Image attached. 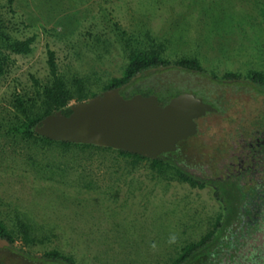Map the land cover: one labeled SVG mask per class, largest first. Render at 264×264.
Wrapping results in <instances>:
<instances>
[{
	"label": "rangeland",
	"instance_id": "374dc122",
	"mask_svg": "<svg viewBox=\"0 0 264 264\" xmlns=\"http://www.w3.org/2000/svg\"><path fill=\"white\" fill-rule=\"evenodd\" d=\"M0 26L11 38H35L28 53L4 48L0 219L16 234L12 245L0 246V262L47 264L32 256L58 249L75 264H166L200 239L221 212L210 187L113 148H64L15 136L16 97L35 96L36 79L49 81L50 49L70 85L81 78L96 93L122 76L128 43L158 49L170 61L195 57L204 72L162 69L123 95L155 92L136 87L156 84L158 97L191 91L216 107L197 120L198 134L180 150L219 172L229 133L264 114V94L247 77L264 71V0H0ZM20 220L31 224L35 241L25 243Z\"/></svg>",
	"mask_w": 264,
	"mask_h": 264
},
{
	"label": "trees",
	"instance_id": "16d2710c",
	"mask_svg": "<svg viewBox=\"0 0 264 264\" xmlns=\"http://www.w3.org/2000/svg\"><path fill=\"white\" fill-rule=\"evenodd\" d=\"M34 37L25 39H14L0 26V77L5 72L8 62V54L5 49L14 53H28L32 50ZM128 61L120 77L112 78L105 86V89L122 86L124 94L128 86L138 80L147 78L153 74L161 72L162 69L178 67L188 70L204 72L200 61L195 57H182L176 61H170L163 57L158 49H145L140 46L127 44ZM48 65L50 79L45 83L35 80L38 89L36 95L26 98L23 95L16 97V107L21 114L18 122L11 127L15 136L41 142L45 145H60L64 148H106L86 143H74L69 141H57L42 136L35 131L42 118L46 115L61 109L69 114L71 108L69 103L76 100H84L96 95V92H89L81 78H76L74 84L68 81L59 73V68L55 56V51H48ZM252 83L260 87V92L264 93V71L254 70L247 76ZM224 78H239L235 73H227ZM138 91L151 89L158 93L159 88L153 84L150 88L136 87ZM159 97L161 104L167 103L171 96L161 92ZM160 93V94H161ZM131 96V95H130ZM181 142L175 151L163 153L160 157L150 159L140 154L131 153L125 150H117L123 156L134 157L137 160L148 159L152 166L159 172L173 170L176 177L189 182L192 186L205 187L207 185L216 186V197L223 205V211L217 215L212 227L198 240L187 242L182 246L180 252L175 256L170 264H264V223L253 225L249 221L233 225L235 217L240 211L238 203V189L222 181L220 172L214 173L208 167H199L192 162L187 155L180 150ZM238 201V202H237ZM21 235L25 243L35 241V236L31 232V224L26 221H18ZM240 227V229H239ZM15 229L7 225L0 219V238L7 239L12 244L15 241ZM32 258L47 264H75L74 259L63 254L58 249L47 251L41 256L33 255Z\"/></svg>",
	"mask_w": 264,
	"mask_h": 264
},
{
	"label": "water",
	"instance_id": "95a60500",
	"mask_svg": "<svg viewBox=\"0 0 264 264\" xmlns=\"http://www.w3.org/2000/svg\"><path fill=\"white\" fill-rule=\"evenodd\" d=\"M123 87L73 101L69 114L56 110L42 118L35 131L57 141L93 144L155 159L175 151L180 141L198 132L200 117L217 110L191 91L161 104L155 93L124 96ZM3 245L12 243L0 238Z\"/></svg>",
	"mask_w": 264,
	"mask_h": 264
},
{
	"label": "flooded vegetation",
	"instance_id": "af4514ba",
	"mask_svg": "<svg viewBox=\"0 0 264 264\" xmlns=\"http://www.w3.org/2000/svg\"><path fill=\"white\" fill-rule=\"evenodd\" d=\"M257 90L260 91L259 85ZM229 134H233V137L223 148L226 153L218 162V167L222 181L238 189L240 211L233 225L248 221L253 225L262 224L264 223V114H260L251 126H245ZM207 187L212 189L213 196L220 203L223 211V205L215 194L216 186L207 185ZM172 260L170 259L166 264L172 263Z\"/></svg>",
	"mask_w": 264,
	"mask_h": 264
},
{
	"label": "clouds",
	"instance_id": "9594fccd",
	"mask_svg": "<svg viewBox=\"0 0 264 264\" xmlns=\"http://www.w3.org/2000/svg\"><path fill=\"white\" fill-rule=\"evenodd\" d=\"M171 240H175V237L173 236V237H171Z\"/></svg>",
	"mask_w": 264,
	"mask_h": 264
}]
</instances>
